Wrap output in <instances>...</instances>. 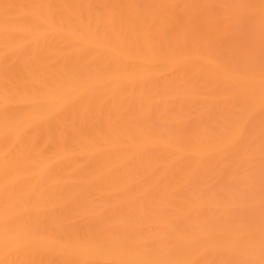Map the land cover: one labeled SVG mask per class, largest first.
<instances>
[{"label":"bare ground","instance_id":"6f19581e","mask_svg":"<svg viewBox=\"0 0 264 264\" xmlns=\"http://www.w3.org/2000/svg\"><path fill=\"white\" fill-rule=\"evenodd\" d=\"M0 264H264V0H0Z\"/></svg>","mask_w":264,"mask_h":264}]
</instances>
